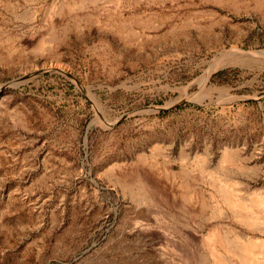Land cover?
Wrapping results in <instances>:
<instances>
[{
  "label": "rangeland",
  "instance_id": "rangeland-1",
  "mask_svg": "<svg viewBox=\"0 0 264 264\" xmlns=\"http://www.w3.org/2000/svg\"><path fill=\"white\" fill-rule=\"evenodd\" d=\"M231 50H264V0H0V264L264 239L220 191L264 194V57L211 71Z\"/></svg>",
  "mask_w": 264,
  "mask_h": 264
},
{
  "label": "bare ground",
  "instance_id": "bare-ground-1",
  "mask_svg": "<svg viewBox=\"0 0 264 264\" xmlns=\"http://www.w3.org/2000/svg\"><path fill=\"white\" fill-rule=\"evenodd\" d=\"M228 53L231 54L219 58L211 71L229 65L231 60H234L232 57H264V50L257 53L231 50ZM229 185L221 184L220 191L223 201L234 217L250 228L264 226V194H254L248 200H244L242 196L233 192ZM207 237L206 248L215 264H264V239L247 235L238 236L232 230L222 233L218 228L212 229Z\"/></svg>",
  "mask_w": 264,
  "mask_h": 264
},
{
  "label": "water",
  "instance_id": "water-1",
  "mask_svg": "<svg viewBox=\"0 0 264 264\" xmlns=\"http://www.w3.org/2000/svg\"><path fill=\"white\" fill-rule=\"evenodd\" d=\"M245 52H249V51H245ZM42 71H38V72H34L32 74H37V73H41ZM28 78V76H23V77H19L17 79L12 80L11 82L7 83L6 85H4L3 87H7L8 85H16L19 84L23 81H25Z\"/></svg>",
  "mask_w": 264,
  "mask_h": 264
}]
</instances>
